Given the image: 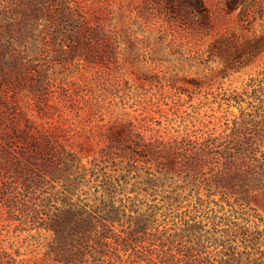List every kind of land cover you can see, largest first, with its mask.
I'll return each mask as SVG.
<instances>
[{
	"label": "rangeland",
	"instance_id": "rangeland-1",
	"mask_svg": "<svg viewBox=\"0 0 264 264\" xmlns=\"http://www.w3.org/2000/svg\"><path fill=\"white\" fill-rule=\"evenodd\" d=\"M203 4L160 38L141 0H0V264H264V0Z\"/></svg>",
	"mask_w": 264,
	"mask_h": 264
},
{
	"label": "trees",
	"instance_id": "trees-1",
	"mask_svg": "<svg viewBox=\"0 0 264 264\" xmlns=\"http://www.w3.org/2000/svg\"><path fill=\"white\" fill-rule=\"evenodd\" d=\"M147 5L153 7L159 15L165 18L167 28L163 26L157 27L159 37L165 36L168 31L187 32L194 28L196 31L202 32L209 27V16L203 4V0H141ZM228 10H233L228 4ZM227 40L221 37L212 45L216 48L219 59L223 65L229 69H235V62L239 59L236 56V51L232 53L225 52L223 41ZM228 42V41H227ZM261 50H264V35L259 38ZM227 44V43H226ZM169 45V43H168ZM243 55L246 54V45L242 46ZM213 52L209 53L210 55ZM90 65L107 66L109 63V56L104 45H100L96 50L92 51L90 55L84 58ZM264 138V134L262 135Z\"/></svg>",
	"mask_w": 264,
	"mask_h": 264
}]
</instances>
